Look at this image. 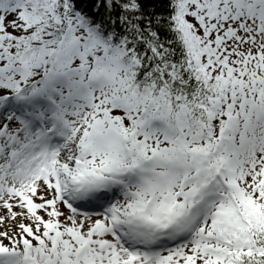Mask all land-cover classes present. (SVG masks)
<instances>
[{
  "label": "snow or ice",
  "instance_id": "obj_1",
  "mask_svg": "<svg viewBox=\"0 0 264 264\" xmlns=\"http://www.w3.org/2000/svg\"><path fill=\"white\" fill-rule=\"evenodd\" d=\"M0 264H264V0H0Z\"/></svg>",
  "mask_w": 264,
  "mask_h": 264
}]
</instances>
